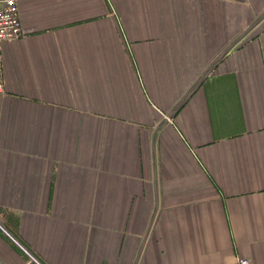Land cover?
<instances>
[{"label":"crops","instance_id":"crops-1","mask_svg":"<svg viewBox=\"0 0 264 264\" xmlns=\"http://www.w3.org/2000/svg\"><path fill=\"white\" fill-rule=\"evenodd\" d=\"M17 3L0 264H264V0Z\"/></svg>","mask_w":264,"mask_h":264},{"label":"built area","instance_id":"built-area-1","mask_svg":"<svg viewBox=\"0 0 264 264\" xmlns=\"http://www.w3.org/2000/svg\"><path fill=\"white\" fill-rule=\"evenodd\" d=\"M22 26L17 0H0V93L4 90L2 74L1 46L5 41H10L22 36ZM234 264H250L245 257L238 256Z\"/></svg>","mask_w":264,"mask_h":264},{"label":"rangeland","instance_id":"rangeland-1","mask_svg":"<svg viewBox=\"0 0 264 264\" xmlns=\"http://www.w3.org/2000/svg\"><path fill=\"white\" fill-rule=\"evenodd\" d=\"M117 13L118 12H117L116 8L111 7V6L109 7V14L110 15H116ZM111 58L114 61V59L116 58V56H112V57L109 56V62L111 61ZM126 58H128L127 55H126ZM161 115H163V114H161ZM9 235H11V234H9ZM14 240L17 242L18 245H20L22 248H24L26 250V252L29 254L30 260H32V262H35L36 264H48L47 262L41 261V259L39 258L40 256L36 252H34L32 248H30L29 246L26 247L25 245H23L22 243H20V241L18 239H16V238H14Z\"/></svg>","mask_w":264,"mask_h":264}]
</instances>
